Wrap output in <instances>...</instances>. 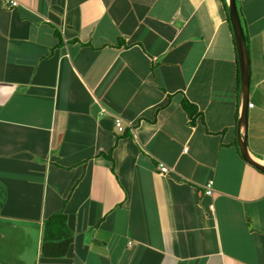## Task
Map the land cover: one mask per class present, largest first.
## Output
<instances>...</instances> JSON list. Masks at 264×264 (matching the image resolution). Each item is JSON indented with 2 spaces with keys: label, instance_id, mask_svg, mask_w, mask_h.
I'll return each instance as SVG.
<instances>
[{
  "label": "crops",
  "instance_id": "0c3cea01",
  "mask_svg": "<svg viewBox=\"0 0 264 264\" xmlns=\"http://www.w3.org/2000/svg\"><path fill=\"white\" fill-rule=\"evenodd\" d=\"M237 7L264 166V0ZM239 85L229 0H0V264H264ZM60 212L74 242L45 258Z\"/></svg>",
  "mask_w": 264,
  "mask_h": 264
},
{
  "label": "water",
  "instance_id": "95a60500",
  "mask_svg": "<svg viewBox=\"0 0 264 264\" xmlns=\"http://www.w3.org/2000/svg\"><path fill=\"white\" fill-rule=\"evenodd\" d=\"M229 16L232 26V31L235 38L236 49L240 67V105H239V119H238V147L242 158L258 171L264 173V166L259 165L251 156L248 140V114L250 102V88H251V66L250 58L245 38L244 29L240 19L237 7V0H229Z\"/></svg>",
  "mask_w": 264,
  "mask_h": 264
},
{
  "label": "trees",
  "instance_id": "16d2710c",
  "mask_svg": "<svg viewBox=\"0 0 264 264\" xmlns=\"http://www.w3.org/2000/svg\"><path fill=\"white\" fill-rule=\"evenodd\" d=\"M183 107L188 114L189 123L196 125L197 120L202 116L198 107L186 99L183 101ZM107 157L110 158V156ZM73 242L74 234L67 225V216L60 212L52 216L45 225L41 254L49 259L65 258Z\"/></svg>",
  "mask_w": 264,
  "mask_h": 264
},
{
  "label": "built area",
  "instance_id": "2783aa9c",
  "mask_svg": "<svg viewBox=\"0 0 264 264\" xmlns=\"http://www.w3.org/2000/svg\"><path fill=\"white\" fill-rule=\"evenodd\" d=\"M10 4L13 6V7H17L18 6V2L16 1H11ZM253 105H249V108H252ZM115 124H116V128L119 132H124V127H123V121L119 118L116 119L115 121ZM159 170L162 174L166 175V174H169L170 172V169L168 167H166L165 165L163 164H160L159 165ZM205 190H206V195L208 196H212L213 195V181L209 182L206 186H205Z\"/></svg>",
  "mask_w": 264,
  "mask_h": 264
},
{
  "label": "rangeland",
  "instance_id": "374dc122",
  "mask_svg": "<svg viewBox=\"0 0 264 264\" xmlns=\"http://www.w3.org/2000/svg\"><path fill=\"white\" fill-rule=\"evenodd\" d=\"M3 248H5V247H3ZM32 253H33V252L29 250V253H27V254H28V258L30 257V254H32ZM31 257H32V255H31ZM34 261H35V260L33 259V260H32V264H34Z\"/></svg>",
  "mask_w": 264,
  "mask_h": 264
},
{
  "label": "clouds",
  "instance_id": "9594fccd",
  "mask_svg": "<svg viewBox=\"0 0 264 264\" xmlns=\"http://www.w3.org/2000/svg\"><path fill=\"white\" fill-rule=\"evenodd\" d=\"M250 105V104H249Z\"/></svg>",
  "mask_w": 264,
  "mask_h": 264
}]
</instances>
